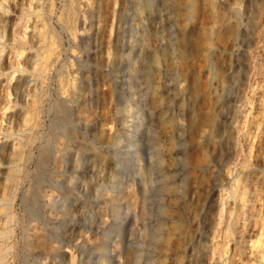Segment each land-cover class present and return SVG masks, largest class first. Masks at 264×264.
<instances>
[{
    "label": "bare ground",
    "instance_id": "1",
    "mask_svg": "<svg viewBox=\"0 0 264 264\" xmlns=\"http://www.w3.org/2000/svg\"><path fill=\"white\" fill-rule=\"evenodd\" d=\"M73 1L74 3L76 1V3L72 4ZM96 1L97 3H94L93 0H78V2L77 0H70L71 4L68 2L70 5L68 4L67 6H69L68 8L71 11L67 10V7L66 10L71 12V15L64 17V22L60 23L62 25L66 24L64 26L69 28L68 32H70V36L72 35V39L77 38L81 43H86L85 49L87 51L77 57H79L80 61L87 62L88 67H92L95 64L94 60L99 50L97 41L99 40L100 32L97 21L100 17V5L98 3L99 0ZM134 1L131 20L127 24H117L118 26L114 24L117 28L114 31L121 41L127 39L130 34H137L138 41L135 42L136 45L134 47L128 45L125 47L122 44L120 46L121 58H114L107 47L104 51V64L115 65L110 76L107 77L111 83V96L115 99L112 112L114 130L107 132L98 141V131H96L99 127V123L96 120L98 88L94 82L96 78L93 75H86L79 76V79L74 76L73 79L75 81L67 88L62 86L64 88L63 91L60 85L59 88H55L56 90L58 89V94L62 93V99H57L55 103L61 102L65 108L72 98V102L68 106L69 109H66L69 111V113L67 112V119H65V122L57 132L49 133L44 137L39 133L37 127L31 126L32 124L26 134L21 129L4 131L6 137L13 136L17 140L16 142H10L5 139V142L0 144V156H3L10 163L6 170H0L3 177L2 186L0 187V264L4 263L9 249L6 237L8 238L9 235L14 234L12 233L14 229L11 226V220L13 216L17 220V215L12 214L16 198L19 196L22 184L25 183V178H29L31 174H33L35 181L33 187L38 188L39 192L35 194L34 188L31 191V184H25L21 201L24 202L25 193L28 191L30 200L28 198L27 200L30 201L31 205L38 204L39 200L45 201L42 202L46 206L42 218L45 227H37L35 220L39 219V217L28 218L26 223V220H17L16 227H20L22 230L26 253H34L35 259L39 264H43L46 261H50L51 264H63V247H69V244H77L79 249H82L81 247L90 243L91 237L87 231L92 232L93 229H96L94 228L96 223L107 221V208H97V210L92 205V201L104 198L106 201L112 202L119 198L120 193L131 194L136 190L140 195V199L136 197L137 199L135 198L136 200L131 208H127L130 216L125 215L116 221V226L113 229L114 239H111L110 242L103 240V244L99 246L101 250V253H99L100 258L95 263L152 264V256L157 251L154 246H156L161 234L162 215L167 211L176 209L174 207L181 203L182 200L183 189L181 190L179 186L181 184L182 187V183H184L186 178V172L183 167L186 162L185 136L191 131L196 118L198 93L194 83L177 76L173 63H167L165 60L166 55L169 54L173 58L176 52L174 43L184 35L173 20V17L171 15L163 18L156 17L155 12L147 7L149 0H146V2L141 0ZM162 1L167 7L171 4V0ZM208 2L213 6L214 0H208ZM0 7L1 60L4 51L2 39L6 34V29H8L10 18L6 16L8 5H4L0 1ZM49 7H46V10ZM231 9L243 20L244 29L239 33L241 35V43L243 47L249 50V55L253 56L250 73L246 74L247 86L245 94L243 99H239L237 104L239 111L244 113L247 110L245 103L251 104L254 97L253 94H248L247 87L254 89V83L258 81L255 72L262 68V64H264L263 60H260L261 56L264 57V9L261 0H237L231 6ZM122 10L121 6L119 8L113 7V16H117L120 19ZM28 13V11H19L22 16ZM59 14L62 15V13ZM63 14H65V10ZM38 17L42 18L40 15ZM149 17H155V25H147ZM41 22L43 23V21ZM161 24L166 26L165 40L156 35L151 40V35L156 32L157 27ZM112 25V22L108 25L109 32L112 31ZM35 26H38V24L32 26V35L38 44L41 43L43 45L46 42L43 33L45 31L37 32L39 28L34 30ZM40 27L43 28L44 26L41 25ZM252 28L256 30L257 37H253L251 34ZM22 33L24 34V32ZM51 33L49 37L54 36ZM23 34L21 35L22 38H24ZM55 38L57 39V37ZM11 39L10 43L15 49L11 48L10 52L14 55L21 54L25 49L23 46L26 41L18 40L15 42L14 36ZM56 39L53 38V41ZM254 39L255 41L253 42ZM49 41L51 43L52 39ZM55 45L51 46L49 44V46H43L40 51L26 52L23 69L29 70L32 73V77L27 75L18 76L11 86L4 89V99L7 98L10 90L14 97H23L25 94L31 95L33 97L32 103L29 100L26 103L30 108H32L33 104L36 105L34 106L36 109L34 111L38 115L42 106H37V103L41 102L39 97L42 95V91L36 90V87L41 85L43 73L45 69H48L46 67L52 60V53L55 55L54 49L59 47V45ZM152 46L156 48L163 59L156 69L155 85L150 83V69L145 63L146 53L150 51ZM58 57L60 58L61 56ZM16 60L15 62H18ZM0 69H2L1 61ZM65 72L67 73L66 70ZM223 78L227 82L231 81L234 83L236 87L241 82L239 72H236V70L224 73ZM30 81H32L33 88L27 91V85ZM59 82L56 83L58 84ZM48 96H51L50 93ZM228 99L231 100L232 97L223 93L218 103V111L221 113L220 120L222 123L216 127L219 145H224L233 136L234 128L230 125V111H224ZM64 113L59 114L62 116ZM65 115L62 117L65 118ZM27 117L25 115L23 124L27 122ZM77 119L79 120L76 121ZM41 123H44V121ZM55 123L57 124V122ZM36 124L38 126V123ZM40 126L44 125L41 124ZM197 132L199 136H202L205 132L204 127L197 128ZM20 133H23V135ZM74 145H77V151L76 158L72 162L74 170L71 171L70 157L72 153L70 152L71 150L75 151ZM34 147L37 148L36 152ZM167 150H170L173 154L174 163L172 164L164 163V154ZM31 162H34V166L29 169L28 166ZM128 167H130L129 172L126 170ZM47 169L52 172L48 178L46 175H42V173H46L45 170ZM74 171H76V174H73ZM210 178V190L214 191L217 174L213 173ZM56 189V194L51 192ZM49 190L51 191L49 192ZM156 203L158 208H149L150 205ZM216 207L222 211L225 209L218 207V203H216ZM152 211L159 212L162 217L153 220L145 216L147 213H152ZM97 212L101 213L99 214V219L95 217ZM207 212H209V206L204 212V220L208 215ZM219 217L217 223L223 221L221 219L223 218V212L219 214ZM78 227L81 228L77 232ZM104 233L106 236L108 235L105 230ZM205 235L206 233H198L192 246L183 245L182 250L187 252L186 259L184 262L180 261L177 264H211V260L216 253V245L215 243L212 244L209 239H204ZM261 235L262 233L260 232L259 236ZM73 240H75L74 243H72ZM209 249L211 250L209 251ZM108 250H110L109 253ZM207 250L211 255L205 258ZM170 254L171 249L168 248L167 255ZM25 263L24 259L23 264ZM78 264H92V258L87 257V260H82L80 257Z\"/></svg>",
    "mask_w": 264,
    "mask_h": 264
},
{
    "label": "rangeland",
    "instance_id": "2",
    "mask_svg": "<svg viewBox=\"0 0 264 264\" xmlns=\"http://www.w3.org/2000/svg\"><path fill=\"white\" fill-rule=\"evenodd\" d=\"M0 1L4 5H8L9 8L6 16L10 18L7 26L8 29H6V34L2 39L4 51L0 60L2 63V69H0V107L2 106L0 108V144L5 142V139L10 142H16L17 140L13 136L6 137L5 130L17 131V129H21L26 134L31 124V126H35L34 128L37 127L39 133L44 137L49 133L53 134L57 132L65 122V119H67L66 116L69 111L66 109H69L68 106L72 102V98L70 97L71 101H69L68 105L66 104L65 108L61 102H58V104L55 103L57 99H62V93L58 94V89L56 90L55 88H59L60 85L63 91L64 88H67L69 85L71 86L72 82L75 81L73 79L74 76H77L79 79V76L93 75L96 78L94 82L98 88V99L96 100V120L99 123V127L96 129L98 131V141L107 132L113 131L115 125L112 112L115 99L111 96V83L107 77L110 76L115 65L104 64V51L107 47L110 49L114 58H121L120 46L122 44L125 47L127 45L134 47L136 45L135 42L138 41L137 34H130L127 39L121 41L114 31L117 30V24H127L131 20V12L135 1H98L100 5V17L97 21L100 32L99 40L97 41L99 50L94 60L95 64L92 67H88L87 62H82L77 57L79 54H84L87 51L85 49L86 43H81L77 38L72 39V35L70 36V32H68L69 28L64 26L66 24H60L64 22V17L71 15V12H69L71 10L67 6L70 0H64L65 3L63 0ZM141 1L146 2V0ZM235 1L237 0H214L213 6L209 4L208 0H171V4L168 7L165 6L162 0H149L150 4L146 3L147 7L155 12L156 17L163 18L164 16L171 15L179 26L180 31L184 34L183 37L174 43L176 52L173 58L169 54L166 55L165 60L167 63H173L172 65L175 68L177 76L194 83L198 93L196 118L191 131L185 136L186 162L183 167L186 172V178L184 183H182V187L181 184L179 186L181 190L183 189L181 203L174 207L176 209L165 212L162 215L163 217L157 211H152V213L145 215L153 220L162 217L160 225L161 234L156 242V246H154L157 251L152 256V264H177L180 261L184 262L187 252L182 250L183 245L187 244L189 247L192 246L195 243L198 233L201 232L206 233L204 239H209L212 244L215 243L216 245V253L211 260V264H264V64H262V68H259L255 72L258 81L254 83V89L247 87L248 94H253L254 97L251 104L245 103L247 110L243 113L239 111L237 104L239 103V99H243L245 94L244 92L247 86L246 74L250 73L253 56L249 55V50L243 47L241 43V35L239 33H241L244 27L243 20L231 9ZM93 2L97 3L96 0H93ZM75 3L74 1L72 2V4ZM261 4L264 9V0H261ZM119 5L123 8L120 19L117 16L114 17L112 14L113 7L119 8ZM46 7H49L47 9L48 11ZM66 7L69 11L66 10ZM64 10L65 14H63ZM19 11H28L29 13L22 16L19 14ZM59 13H62V15ZM39 15L42 18L38 17ZM57 17L59 18L57 19ZM154 18L149 17L147 19V25H155ZM110 20L113 24L111 32L108 31V25L111 23ZM35 24L44 26L43 28L40 27L41 25L39 27L35 26L34 28V30L36 28L40 29L37 32L45 31L43 33L46 42L43 45L41 43L38 44L32 35V26ZM50 28L52 29L49 30ZM29 33L33 37L29 36ZM50 33L54 36L49 37ZM166 33V26L161 24L157 27L156 32L151 35V40L155 37L154 35L165 40ZM22 34L24 38H22ZM251 34L253 37H257V32L254 28L251 29ZM13 36L15 42L18 40L26 41L23 46L25 49L19 55H14L10 52L11 48H14L10 43L12 40L11 37ZM58 36L60 37L58 38ZM53 38L56 39L54 40L55 42ZM51 39V43L54 42L59 47L57 46L58 48L54 49L56 52L55 55L52 53L53 56L51 59L54 62L51 60L46 67L48 69H45L43 73V84L41 83L39 87H36V90L42 91V95L39 97L41 102L37 103V106H42V110L39 107L40 113L38 112V115H41L38 116L36 111H34L36 110L34 107L36 105L33 104L32 108H30L26 103L27 100L32 103L33 97L31 95L25 94L23 97H14L10 90L7 98L4 99L3 93L4 89L11 86L18 76L27 75L28 77H32V73L29 70L23 69L26 52L40 51L43 46H49V44L54 46V43H49ZM151 43L153 44L152 41ZM58 56L61 57L59 58ZM14 59H17L16 61L18 62H15ZM261 59L264 62V57L261 56ZM162 60L161 55L153 46L146 53L145 63L150 69L149 79L152 85L156 84V69ZM54 66L55 68H53ZM230 70L239 72L241 82L238 84V87L231 81L227 82L223 78V74ZM48 76H50V80ZM51 79L56 81H52ZM56 82L59 83L57 84ZM32 88V81H30L27 85V91ZM49 93L51 96H48ZM223 93H226V96L229 95L232 97L231 100L228 99L224 111H230V125L233 126L234 130L232 138L224 145H219L216 127L222 124L220 120L221 113L218 111V103ZM45 98L47 101H45ZM58 112L61 114L65 112L63 114H66L65 118ZM55 114L59 115L56 116ZM25 115L28 116V120L23 124ZM43 121L44 123H41ZM33 122L34 124L38 123V126L37 124L34 125ZM41 124L44 126L41 127ZM199 127H204L205 129L202 136H199L197 132V128ZM23 133L20 134L23 135ZM72 143L75 144L74 142ZM74 147L75 151L71 150L70 152L72 153L70 157L71 171L74 170L72 162L76 158L77 145H74ZM34 150L36 152L37 148L34 147ZM164 163H174L173 154L170 150H167L164 154ZM9 166L10 163L3 156H0V170H6ZM33 166L34 162H31L28 168L32 169ZM126 170L129 172L130 167ZM1 171L0 187L2 186L1 181L3 180ZM45 171L47 174L42 173V175H46L48 178L52 172L48 169ZM213 173L217 174V181L214 191H211L209 181ZM73 174H76V171ZM34 182L33 174L29 178H25V183L22 184V189L20 188L19 196L16 198V203L13 208L15 211L12 210V214L17 215V220H26L25 223L28 218L39 217V219L35 220L38 225L37 227H45L42 220L46 210V206L42 202L45 201L39 200L38 204L31 205L30 201H28L30 200V197H28L30 196L29 191L25 193L24 202L21 201L25 184H31V191L35 189L34 193L38 194L39 189L33 187ZM51 192L56 194L57 189ZM133 193H120L119 198L112 202L106 201L104 198L92 201V205L96 209L107 208V221L104 223H96L94 228L97 230L93 229L92 232L87 231L89 232L91 241L89 244L81 247L82 249H79L77 244H69V247H63V264H78L80 257L82 260H87V257H90L92 258V264H98L95 262L100 258L99 253H101V250L99 246L103 244L104 239L109 242L111 239H114L113 229L116 226V221L125 215L130 216L127 208H131L137 198L140 199L137 190ZM216 203H218V207L225 208L224 211L217 208ZM208 206L209 212H207L208 215L204 220L203 215ZM149 208H158L157 203L150 205ZM221 212H223V218H221L223 221L217 223ZM99 214L101 213L97 212V215H95L98 219ZM17 220L14 216L11 220V226L14 229L12 233L14 234L9 235L8 238L6 237L9 249L5 257L6 262L4 261L3 264H23L24 259L26 261L25 264H39L35 259L34 253H26L22 230L20 227H16ZM80 228H77V232ZM108 228L110 229L108 230ZM104 230L108 234L107 236ZM260 232L262 233L261 236H259ZM74 242L75 240L72 243ZM168 248L171 249L170 255H167ZM209 251L205 254V258L211 255ZM109 252L110 250H108ZM115 263L113 262L111 264ZM43 264H51V262L46 261Z\"/></svg>",
    "mask_w": 264,
    "mask_h": 264
}]
</instances>
